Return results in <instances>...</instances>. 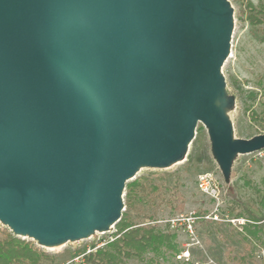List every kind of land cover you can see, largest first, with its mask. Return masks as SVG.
Listing matches in <instances>:
<instances>
[{
  "label": "water",
  "instance_id": "obj_1",
  "mask_svg": "<svg viewBox=\"0 0 264 264\" xmlns=\"http://www.w3.org/2000/svg\"><path fill=\"white\" fill-rule=\"evenodd\" d=\"M230 24L227 0H0L3 223L40 241L115 224L139 167L181 157L199 121L224 170L261 148L215 103Z\"/></svg>",
  "mask_w": 264,
  "mask_h": 264
},
{
  "label": "rangeland",
  "instance_id": "obj_2",
  "mask_svg": "<svg viewBox=\"0 0 264 264\" xmlns=\"http://www.w3.org/2000/svg\"><path fill=\"white\" fill-rule=\"evenodd\" d=\"M227 3L231 10L229 49L220 67L224 85L215 103L231 122L234 140L264 137V0ZM203 174L211 179L207 192L198 186ZM133 179L161 186L156 200L138 195L139 210L132 215L137 222H147L146 215H153L154 223L169 234L170 246L149 249L143 259L133 256L126 264H264V234L251 240L243 227L249 211L264 215V145L236 153L224 170L209 128L199 121L181 157L164 165H142L129 181ZM190 215L195 217L193 233L182 220ZM114 226L56 248L26 239L48 251L46 264L80 263L84 254L105 247L114 238ZM5 227L0 221V231ZM242 256L244 263L238 260Z\"/></svg>",
  "mask_w": 264,
  "mask_h": 264
},
{
  "label": "trees",
  "instance_id": "obj_3",
  "mask_svg": "<svg viewBox=\"0 0 264 264\" xmlns=\"http://www.w3.org/2000/svg\"><path fill=\"white\" fill-rule=\"evenodd\" d=\"M261 12L264 15V7ZM160 191L161 186L150 181H128L124 194L126 209L115 223L112 231L114 238L105 247L84 254L83 262L73 264H126V260L133 256L143 259L149 249L158 250L166 243L170 246L169 234L154 223L153 215H146L149 218L147 222H137L132 215V212L139 210L135 203L138 195L151 196L156 200ZM243 227L247 229L251 240L260 239L261 234H264V215L258 216L249 211ZM48 257V251L39 249L33 240L15 235L8 227L0 231V264H46ZM238 260L244 263L245 257H239Z\"/></svg>",
  "mask_w": 264,
  "mask_h": 264
},
{
  "label": "bare ground",
  "instance_id": "obj_4",
  "mask_svg": "<svg viewBox=\"0 0 264 264\" xmlns=\"http://www.w3.org/2000/svg\"><path fill=\"white\" fill-rule=\"evenodd\" d=\"M1 222H5L3 219L0 218ZM6 223V222H5ZM95 232V227L94 226H88V227H81L79 229H76L72 232H69L67 234L64 235H60V236H56V237H52L46 240H41L35 236H31L27 233L24 232H18L22 235H28L31 237H34L35 239H38L40 241V243L46 247L49 248H56L62 244H65L67 242H73L82 238H88L90 236H92L91 234ZM39 243V242H38ZM39 243V244H40Z\"/></svg>",
  "mask_w": 264,
  "mask_h": 264
},
{
  "label": "built area",
  "instance_id": "obj_5",
  "mask_svg": "<svg viewBox=\"0 0 264 264\" xmlns=\"http://www.w3.org/2000/svg\"><path fill=\"white\" fill-rule=\"evenodd\" d=\"M198 186L202 191L207 192L211 186V179L208 178L205 174L201 175ZM182 220L186 226V230L189 233H193L194 232L195 217L193 215H190L188 217L183 218ZM173 222H175V221H173ZM77 260H78V257H77Z\"/></svg>",
  "mask_w": 264,
  "mask_h": 264
}]
</instances>
